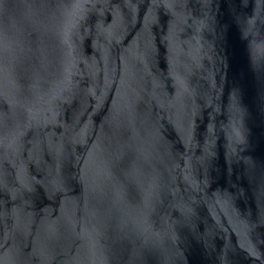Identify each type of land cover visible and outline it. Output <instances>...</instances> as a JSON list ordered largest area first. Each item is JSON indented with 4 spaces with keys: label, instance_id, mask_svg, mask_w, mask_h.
Listing matches in <instances>:
<instances>
[{
    "label": "water",
    "instance_id": "95a60500",
    "mask_svg": "<svg viewBox=\"0 0 264 264\" xmlns=\"http://www.w3.org/2000/svg\"><path fill=\"white\" fill-rule=\"evenodd\" d=\"M0 264H264V0H0Z\"/></svg>",
    "mask_w": 264,
    "mask_h": 264
}]
</instances>
